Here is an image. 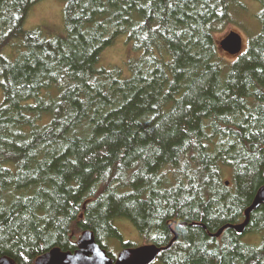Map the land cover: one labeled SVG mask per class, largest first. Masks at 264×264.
Here are the masks:
<instances>
[{
    "label": "trees",
    "instance_id": "16d2710c",
    "mask_svg": "<svg viewBox=\"0 0 264 264\" xmlns=\"http://www.w3.org/2000/svg\"><path fill=\"white\" fill-rule=\"evenodd\" d=\"M36 1L0 0V256L34 264L84 230L106 248L125 219L145 243L176 233L159 264H263L264 245L207 233L264 184V0L232 60L214 35L238 0H63L57 37L23 30ZM122 35L128 76L98 66Z\"/></svg>",
    "mask_w": 264,
    "mask_h": 264
},
{
    "label": "rangeland",
    "instance_id": "374dc122",
    "mask_svg": "<svg viewBox=\"0 0 264 264\" xmlns=\"http://www.w3.org/2000/svg\"><path fill=\"white\" fill-rule=\"evenodd\" d=\"M238 1L241 4V9L237 10L235 13V22L229 24L223 32L216 33L214 39L218 45L219 40L229 31H235L242 38V50H244L247 45V32H249V30L255 31L258 26L256 16L260 10V5L254 0ZM63 7V0H37L32 4L25 18L23 30L33 31L39 28L43 31L46 37L63 35L65 30ZM221 53L224 58L229 60L236 57V55H230L223 51H221ZM138 55L139 53L132 48L131 43L127 41L126 36H118L113 40L111 45L102 51L98 66L107 69L116 67L123 72L122 74H124V76H128L129 71L126 69V63L129 60H135L138 58ZM227 179L228 176L226 175L223 180ZM114 225L117 227L121 239H109L106 242L105 249L112 257H115L122 249V243L130 242L133 243L135 247L147 244L129 221L125 219H117L114 221ZM245 241L256 245H258V243H264V231L257 233V235H246ZM153 264L159 263L155 261Z\"/></svg>",
    "mask_w": 264,
    "mask_h": 264
},
{
    "label": "water",
    "instance_id": "95a60500",
    "mask_svg": "<svg viewBox=\"0 0 264 264\" xmlns=\"http://www.w3.org/2000/svg\"><path fill=\"white\" fill-rule=\"evenodd\" d=\"M221 51L230 55H238L242 50V38L235 31H229L218 42ZM264 179V168L262 170ZM228 182L226 181V184ZM264 206V184L255 192L250 204L243 210V220L236 224L223 225L214 236H219L225 228H231L236 233H242L246 227L250 213ZM176 233L166 246L143 244L136 247L122 248L115 257L108 254L105 248L95 241L91 230H84L76 241L77 248L62 251L57 247L51 248L35 258L34 264H153L161 251L166 250L176 239ZM0 264H16L8 256H0Z\"/></svg>",
    "mask_w": 264,
    "mask_h": 264
},
{
    "label": "flooded vegetation",
    "instance_id": "af4514ba",
    "mask_svg": "<svg viewBox=\"0 0 264 264\" xmlns=\"http://www.w3.org/2000/svg\"><path fill=\"white\" fill-rule=\"evenodd\" d=\"M228 184V183H227ZM243 220V219H242ZM241 220V221H242ZM240 221V222H241ZM221 228V227H220ZM220 228H218L216 231H218ZM225 229H227V228H225ZM225 229L222 231V233L219 235V236H214V234L216 233V231L215 232H213V233H210V232H208L207 234H208V237H210V238H213L215 241H218V240H220L221 239V235L223 234V232L225 231ZM231 229V228H230ZM235 232V231H234ZM236 233V232H235ZM259 233V232H258ZM237 235H240L241 237H240V240H242L243 242H245V243H247L246 241H245V236L246 235H252V234H256L257 235V233H245V230H243V232L242 233H236ZM259 237H261V236H259ZM217 244V243H216ZM247 244H250L251 245V243H247ZM252 245H255V246H257L256 244H252ZM258 245H264V243L262 244V243H258ZM263 264H264V262H263Z\"/></svg>",
    "mask_w": 264,
    "mask_h": 264
},
{
    "label": "bare ground",
    "instance_id": "6f19581e",
    "mask_svg": "<svg viewBox=\"0 0 264 264\" xmlns=\"http://www.w3.org/2000/svg\"><path fill=\"white\" fill-rule=\"evenodd\" d=\"M217 232V231H216Z\"/></svg>",
    "mask_w": 264,
    "mask_h": 264
}]
</instances>
